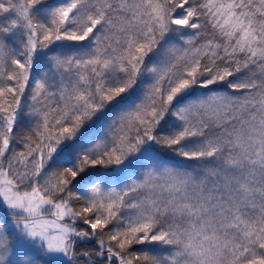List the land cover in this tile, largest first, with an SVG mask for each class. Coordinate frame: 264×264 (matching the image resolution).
<instances>
[{"label": "snow or ice", "instance_id": "1", "mask_svg": "<svg viewBox=\"0 0 264 264\" xmlns=\"http://www.w3.org/2000/svg\"><path fill=\"white\" fill-rule=\"evenodd\" d=\"M0 264H264V0H0Z\"/></svg>", "mask_w": 264, "mask_h": 264}]
</instances>
